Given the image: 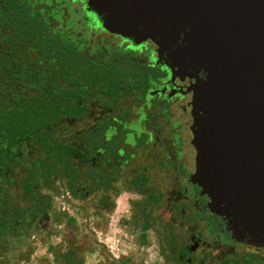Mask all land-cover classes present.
I'll return each instance as SVG.
<instances>
[{
  "label": "flooded vegetation",
  "instance_id": "af4514ba",
  "mask_svg": "<svg viewBox=\"0 0 264 264\" xmlns=\"http://www.w3.org/2000/svg\"><path fill=\"white\" fill-rule=\"evenodd\" d=\"M50 2V27L81 59L66 63L75 69L56 74L52 56L35 50L0 62V102L59 99L48 110L44 151L23 149L30 159L44 158L35 180L43 185L45 217H64L69 204L104 230L122 200L124 227L146 240L152 233L165 264H264V243L236 238L192 179L194 78L172 68L152 40L103 29L84 1ZM6 36L0 16L1 59ZM41 75L50 81L38 89L34 77Z\"/></svg>",
  "mask_w": 264,
  "mask_h": 264
},
{
  "label": "water",
  "instance_id": "95a60500",
  "mask_svg": "<svg viewBox=\"0 0 264 264\" xmlns=\"http://www.w3.org/2000/svg\"><path fill=\"white\" fill-rule=\"evenodd\" d=\"M194 78L192 179L238 239L264 243V0H81Z\"/></svg>",
  "mask_w": 264,
  "mask_h": 264
},
{
  "label": "trees",
  "instance_id": "16d2710c",
  "mask_svg": "<svg viewBox=\"0 0 264 264\" xmlns=\"http://www.w3.org/2000/svg\"><path fill=\"white\" fill-rule=\"evenodd\" d=\"M43 1L47 4L46 9L37 5ZM50 1L0 0V16L3 30H7L5 42L8 44L4 49L7 57L3 59V49L0 48V62H15L17 54L29 56L30 51L35 50L43 58L52 56L56 65L50 70L56 74L64 69H75L66 63L81 59L72 50L70 39L62 41L60 33L50 27L49 18L54 14V10L49 8ZM26 61L33 60L28 57ZM35 61L39 62V59ZM34 80L38 89L50 81L45 75L35 76ZM58 105L59 99L56 98L51 101L13 99L0 102V238H24L45 217L44 194L40 192L39 181L35 180V172L44 166V158L30 159L29 152L23 149L25 146L36 148L39 155L44 151L48 110L58 109ZM0 264L6 263L0 260Z\"/></svg>",
  "mask_w": 264,
  "mask_h": 264
},
{
  "label": "rangeland",
  "instance_id": "374dc122",
  "mask_svg": "<svg viewBox=\"0 0 264 264\" xmlns=\"http://www.w3.org/2000/svg\"><path fill=\"white\" fill-rule=\"evenodd\" d=\"M40 192L44 194L43 185ZM66 206V217L52 212V220L41 218L24 238L1 237L0 260L6 264H165L152 233L146 240L124 227L122 200L119 211L101 224L104 230L94 227L91 213Z\"/></svg>",
  "mask_w": 264,
  "mask_h": 264
}]
</instances>
